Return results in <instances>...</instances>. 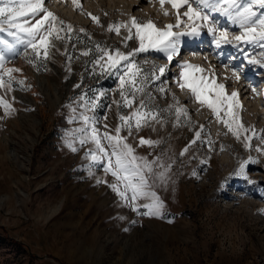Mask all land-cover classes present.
<instances>
[{
  "label": "rangeland",
  "instance_id": "obj_1",
  "mask_svg": "<svg viewBox=\"0 0 264 264\" xmlns=\"http://www.w3.org/2000/svg\"><path fill=\"white\" fill-rule=\"evenodd\" d=\"M190 3L209 17L199 29L205 45L213 36L210 27L241 34L235 10L229 9L231 16L222 11L228 8L223 0H208L207 6L197 0ZM43 6L72 26L70 32H61L67 39L50 38L47 59L35 57L24 33H18L17 39L8 34L15 29L0 32L4 66L21 70L13 73L14 90L0 89V96L7 101L14 98L15 109L6 115L0 108V146L2 139L10 137V147L26 165L23 169L19 163L10 164L0 148V198L5 202L0 208V264H264V154L257 151L264 149V102L259 97L252 102L250 97L253 91L260 95L264 91V67L248 63L249 59L264 60V47L235 42L239 51L227 47L214 54L224 65H235L239 73L240 85L226 77H218L217 82H223L226 94H239L242 108L236 111L249 130L241 133L240 140L206 105L201 106L187 89L178 87V81L183 82L181 64L208 70L203 57L213 50L208 46L203 50L204 44H198L201 40L182 36L180 54L171 62L163 53L151 50L132 57L142 69L138 79L148 77L145 92L135 93L133 107L143 99L159 117L149 120L139 132L133 128L132 135L126 130L120 134L137 157L150 162L159 158L145 191L155 192L164 209L161 216H148L142 214L146 208L136 212L122 201L108 186L115 178L86 159L94 145L79 143L80 129L86 127L81 117L94 116L103 133L105 123L108 130L121 123L118 113L132 111L122 101L120 107L113 103L120 101L119 79L109 74L106 58L101 61L103 69L95 62L101 55L97 45L127 53L139 46L138 41H126V29L117 35L107 26L127 24L134 17L140 23L151 20L166 30V25L176 23L175 17L170 12L155 15L156 5L152 7L145 0H78L76 5L72 0H44ZM255 10L262 11L258 7ZM183 12L180 10L182 21L191 23ZM90 15L98 17L100 24ZM173 31L190 29L182 25ZM85 51L89 55H82ZM233 54L237 60L229 62ZM160 67L166 69L163 75L157 71ZM153 75L159 79H152ZM20 80L25 84H19ZM161 87L164 92L158 90ZM126 89L130 96L133 90L129 86ZM59 94L64 95L57 101ZM92 99L98 103L94 112L85 107ZM177 107L183 109L179 118ZM245 135L250 139L245 141ZM141 138L158 143L141 146ZM249 157L259 162L247 164L244 173L236 174L239 162ZM161 165H170L163 183L157 179L165 171ZM98 179L108 184H98ZM150 202L144 197L138 201Z\"/></svg>",
  "mask_w": 264,
  "mask_h": 264
},
{
  "label": "snow or ice",
  "instance_id": "obj_2",
  "mask_svg": "<svg viewBox=\"0 0 264 264\" xmlns=\"http://www.w3.org/2000/svg\"><path fill=\"white\" fill-rule=\"evenodd\" d=\"M159 2L162 8L165 3H168L177 12L176 23L174 25H166V30L157 28L151 20L147 23H140L134 17L131 18L130 23H118L107 26L109 32L114 31L117 35H119L121 29H126L128 36L125 40L135 39L138 41L139 46L127 53L121 52L119 49H116L114 52L101 49L97 45L101 55L95 62L96 64H100L103 69L105 65L101 64V61L106 58V67L109 74H115L119 79L120 101H113V103H116L120 107V102L122 101L123 106L132 109V111L130 114L118 113V119L121 123L111 130H108V125L105 123L104 128L106 131L103 133L96 126L99 121L94 116L90 117L82 114L81 119L86 127L80 129L82 135L79 139L81 146L89 143L94 145V149L90 148L86 153V159H90L95 164L101 166L106 174L110 173L115 178V182L111 184L99 179L97 183L108 184L133 211L139 212L141 207L146 208L147 211L142 214L148 216H161L164 209L163 201L160 200L155 192L149 193L145 191V188L148 186V176L155 175L153 164L158 163L159 158L155 162H150L145 157H137L134 154L133 147L120 134L126 130L129 135H132L133 128L139 132L142 127L149 124V120L157 121L159 117L158 114L153 113L147 108V104L143 99L139 101L137 107H133L136 101L135 93L140 92L143 94L145 92L148 77L144 76L143 79H138L139 76L143 75L142 69L134 62L132 57L138 53L151 50L156 53H163L167 61L171 62L174 57L180 54V38L182 36H199V29L209 19L198 8H194L190 0H159ZM197 2L204 3L206 6L208 5V0H197ZM72 3L78 4V0H72ZM223 3L228 5V8L222 9V11L228 12L230 16L232 13L229 12V9L235 10V18L238 19L242 31L240 35H235L229 33L227 30L218 31L216 28L210 27L208 31L213 33L216 48L220 49L222 45L232 44L233 42L258 43L260 47H264V0H247V2L245 0H223ZM43 5L44 0H0V32L15 29V32L8 31V34L16 36L17 39H20L18 33H24L28 37L27 43L31 46L35 57L40 58L43 56L44 59H47L50 38L54 36L57 40L67 39V35L61 36V32H70L72 26L65 25L63 21L58 20ZM185 6L186 10L183 12V16L187 17V20L191 23H184L181 19L180 9L185 8ZM256 7L262 11L258 13L255 10ZM41 13H43L42 16L40 15ZM164 15L167 16L168 13L165 12ZM22 18L26 19L22 20ZM89 18L94 23L100 24L98 17L90 15ZM32 20H35L34 24ZM197 21H201L202 23H197ZM4 25H7V29H5ZM182 25L185 29H190V31H173L174 28L179 29ZM133 29L135 30L134 33ZM124 46L127 47V43ZM82 55L87 56L89 52L85 51ZM3 61L4 57L0 55V71H3V75H0V89L8 92L14 90L12 83L14 80L13 73L20 72L21 70L18 68H6ZM248 63H259L261 67H264V60L249 59ZM180 67L182 69L180 79L183 82L178 81V87L181 90L187 89L201 106L206 105L214 114L217 121L222 123L237 140H240L241 133H247L249 130L243 127L242 121L236 111L242 108L237 99L238 94L236 92H232L231 95L226 94L225 85L217 83L214 74L212 77L205 75V70L199 66L185 63L181 64ZM157 71L160 75H163L166 69L160 67ZM5 76L8 77L7 81L4 79ZM233 76L237 80L240 78L237 71H233ZM152 79H159V76L153 75ZM18 83L24 85L25 81L20 80ZM138 84L140 87H137ZM75 86L77 88L80 87L79 84ZM126 86H129L133 90L130 96L126 94ZM158 90L160 92L165 91L162 87ZM100 95H103V93ZM81 99H84V97H81ZM173 99L175 100V97ZM13 102H9L3 96H0V108H3L6 115L15 111L12 106ZM85 107L94 112L98 107L97 99H92L90 102L86 101ZM175 111L177 118H179L183 109L177 107ZM221 113H223V116H221ZM104 119L106 120L107 117L105 116ZM196 136L199 138L200 132H197ZM249 139L247 135L244 136L245 141ZM105 141H107V144L104 143ZM139 143L141 146H152L158 142L141 138ZM68 146L73 152L77 151V148L72 143H69ZM244 147L245 149H249V144L244 143ZM257 151L264 154V149L257 148ZM184 152H187V148L184 149ZM184 152L181 155H184ZM258 162V160H254L252 157H249L248 160L240 161L236 174L244 173L247 164ZM161 167L165 171L159 173L157 179L163 183L170 165H161ZM121 184L123 185L122 188L120 187ZM129 192L131 195H129ZM142 197L149 199L151 202L138 203Z\"/></svg>",
  "mask_w": 264,
  "mask_h": 264
},
{
  "label": "bare ground",
  "instance_id": "obj_3",
  "mask_svg": "<svg viewBox=\"0 0 264 264\" xmlns=\"http://www.w3.org/2000/svg\"><path fill=\"white\" fill-rule=\"evenodd\" d=\"M145 2L148 4V5H150V6H152V7H155V6H153V5H156V10H155V15H163L165 12H170L174 17H175V21H176V15H177V12H176V10L175 9H173L172 8V6L170 5V4H168V3H165L164 5H163V8L161 7V4H160V2H159V0H145ZM76 5V4H75ZM193 6V5H192ZM194 7V6H193ZM180 10H186V6H185V8H182V9H180ZM183 14V13H182ZM184 17V16H183ZM184 18H186L187 19V17H184ZM220 18H223V19H225V18H227L225 15H221L220 16ZM230 24H235V21L234 20H232V21H230ZM197 40H201L202 42H199L198 44H204L203 45V47L204 48H202L203 50H208L207 48L208 47H210L212 50H213V52H211L210 54H206V56L205 57H203V62L208 66V70L207 71H205V75H208L209 77H212V75L214 74V76H215V79H216V82H217V79H218V77L219 78H231V79H233L236 83L238 82V85H240V83H239V81H240V78H239V80H237L236 79V77L235 76H233V71H237L236 69H235V65H233V64H231V65H229V64H223L222 63V60H221V58L219 57V56H216V55H214L215 54V52H217V53H222V51L225 49V48H227V47H229V49H232V50H234V51H239L238 50V48L236 47V45L234 44L235 42H233L232 44H226V45H222V47L220 48V49H218V48H216V46H215V39H214V36H212L211 38H210V42H207V43H209L208 45H205V43L203 42L204 41V39L201 37V35H199V36H196L195 37ZM206 40V39H205ZM189 45L191 44V42H187ZM206 43V44H207ZM189 45H188V47H189ZM208 46V47H207ZM225 51V50H224ZM228 51V50H227ZM188 53V52H187ZM186 53V54H187ZM205 54V53H204ZM200 56L202 55V53L201 54H199ZM235 55L233 54V55H231V60L229 61V62H231L232 60L234 61L235 60V58H236V60H237V56L236 57H234ZM240 56V55H239ZM239 58V57H238ZM215 62H216V64L217 65H215ZM233 65V66H232ZM243 68V67H242ZM238 73V72H237ZM199 75V74H198ZM238 75H239V73H238ZM232 80V81H233ZM221 81V80H220ZM218 83V82H217ZM219 83H223L222 81L221 82H219ZM69 90V86L67 87V89L65 90V92H63V93H67V91ZM234 92H236V91H234ZM237 94H238V92H236ZM64 94H59V96L57 97V101H59L61 98H62V96H63ZM250 97H251V101L252 100H254L255 101V99H257L258 97L259 98H261V101H263L264 102V91H263V93L260 95V93H257V92H252V93H250ZM237 99H238V101H239V104L241 105V102H240V100H239V94H238V97H237ZM253 102V101H252ZM56 105V102L54 103V106ZM38 126H40V124L38 123ZM39 133V132H38ZM10 142H11V139H10V137H5L4 139H2L1 140V143H2V146H0V148L1 149H3L4 150V155H3V157L5 158V160H7V161H9V163L10 164H13L14 165V163H19V165H21L22 167H23V169H26V165H25V163L23 162V161H20V159H19V155H18V153H17V150L15 149V148H12V147H10ZM32 148V145L30 146V149ZM27 160V162H29V158L28 159H26ZM4 198L3 197H1L0 198V208L1 207H3L4 206Z\"/></svg>",
  "mask_w": 264,
  "mask_h": 264
}]
</instances>
